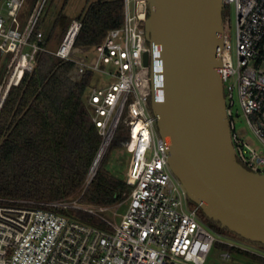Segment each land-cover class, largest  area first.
<instances>
[{
	"label": "built area",
	"instance_id": "built-area-1",
	"mask_svg": "<svg viewBox=\"0 0 264 264\" xmlns=\"http://www.w3.org/2000/svg\"><path fill=\"white\" fill-rule=\"evenodd\" d=\"M123 26L110 30L95 49L93 62L74 61L76 38L82 28L73 20L57 50L42 46V30L31 41L42 18L46 0L37 1L22 26L20 13L26 0H0V51L13 55V73L17 60L25 56L29 67L20 78L10 80L18 85L25 72L33 71L39 51L52 52L75 63V73L87 71L109 76L108 83L90 88L86 106L102 143L92 164L85 188L95 176L117 129L128 130L124 141L130 155L126 184L129 206L120 223L103 216L100 211L71 202H38L0 197V264H205L216 235L229 239L220 242L230 247L239 240L253 247L264 259V248L230 237L210 226L192 207L181 184L168 163V141L154 128L151 79L155 70V43L146 35L147 0H124ZM226 17L222 66L227 114L232 129V142L238 162L248 171L264 176V0H223ZM236 13V62L230 26L231 8ZM30 47L31 51H26ZM149 53V62L144 54ZM1 92V91H0ZM245 119L259 142L255 147L235 132L234 117ZM75 208L99 216L107 229L88 225L60 212ZM103 210V209H101ZM229 255V254H228Z\"/></svg>",
	"mask_w": 264,
	"mask_h": 264
},
{
	"label": "water",
	"instance_id": "water-1",
	"mask_svg": "<svg viewBox=\"0 0 264 264\" xmlns=\"http://www.w3.org/2000/svg\"><path fill=\"white\" fill-rule=\"evenodd\" d=\"M147 3L145 30L156 48L149 108L156 133L169 143L170 170L209 219L264 248V176L236 158L219 69L229 21L223 0Z\"/></svg>",
	"mask_w": 264,
	"mask_h": 264
},
{
	"label": "trees",
	"instance_id": "trees-1",
	"mask_svg": "<svg viewBox=\"0 0 264 264\" xmlns=\"http://www.w3.org/2000/svg\"><path fill=\"white\" fill-rule=\"evenodd\" d=\"M67 1L44 38V48L49 49L55 41L60 44L73 21L64 13ZM77 20L82 22V28L73 53L96 47L110 30L123 26L125 1L87 0ZM42 23L40 19L31 41L42 29ZM6 58L0 51V65ZM94 75L92 71L77 75L74 62L52 52L36 54L33 71L25 72L21 82L10 88L0 110V197L38 202L78 199L94 206H112L127 198L126 178L112 175L103 162L85 188L102 143L86 106ZM126 129L123 125L117 129L114 142L125 141ZM191 206L196 204L191 202ZM59 211L79 222L107 229L99 216L87 211L75 208ZM199 214L215 229L238 237L209 219L200 208ZM257 257L264 263L262 257Z\"/></svg>",
	"mask_w": 264,
	"mask_h": 264
},
{
	"label": "rangeland",
	"instance_id": "rangeland-1",
	"mask_svg": "<svg viewBox=\"0 0 264 264\" xmlns=\"http://www.w3.org/2000/svg\"><path fill=\"white\" fill-rule=\"evenodd\" d=\"M38 0H26L23 11L28 15L37 3ZM42 0H40L41 2ZM87 0H68L67 4L64 9V13L70 18V19H77L79 14L81 13L82 9L84 8ZM96 1V0H91ZM65 0H46L44 11L42 14L43 23L41 26V30L44 32L45 37L49 32V29L51 27L52 22L56 18L58 12L62 8ZM231 20H230V26L232 31V47H233V56H234V62H236V13L234 6H232L231 10ZM227 15V14H226ZM54 42V40H53ZM56 42V41H55ZM52 43V45L49 46V49L51 50H57L59 47V43ZM264 45V42H263ZM26 51H31L30 47H26ZM7 58L3 59L1 65H0V105L2 102V96L4 93V90L7 86V83L9 81V78L11 77L13 73V67L10 68V62L12 61L13 55H4ZM97 57V52L95 47H85L81 50L75 52L72 54L71 58L74 61H84V62H93ZM8 58L9 61H8ZM34 66V64L32 65ZM110 80L109 76H104L101 74L95 73L92 86H96L98 84H106ZM235 132L237 135L247 141L249 144L258 147L259 142L254 137L253 133L249 129L245 119L241 116L236 115L234 117ZM128 136V130L126 129V137ZM103 165L105 170L109 171L112 175L120 178L125 179L127 176V169L129 165V159L130 155L125 150L124 142H112L110 145L105 157H104ZM101 162V163H102ZM100 163V165H101ZM98 166V168L100 167ZM127 193V192H126ZM124 193V195H126ZM78 200V199H77ZM79 204L82 207L91 208L93 210L100 211L103 216L107 217L111 221L115 223H120L122 220V215L126 212L129 202L126 198L123 202H119L112 206H94L85 204L79 201ZM103 209V210H101ZM229 235V234H227ZM219 243L217 242L212 250L210 251L205 264H264L263 262H260L258 259V255H256V251L253 247L247 246L244 243L240 242L239 240H233L232 244L235 245L234 248H226L223 247L221 244H224L229 241L228 238L222 235H216ZM230 237L236 238L235 236ZM220 242H224L221 243ZM229 254V255H228Z\"/></svg>",
	"mask_w": 264,
	"mask_h": 264
},
{
	"label": "bare ground",
	"instance_id": "bare-ground-1",
	"mask_svg": "<svg viewBox=\"0 0 264 264\" xmlns=\"http://www.w3.org/2000/svg\"><path fill=\"white\" fill-rule=\"evenodd\" d=\"M29 65L30 63H29L28 58L25 56H21L16 62L14 73L10 80L15 81L18 78H20L24 72V69L29 67Z\"/></svg>",
	"mask_w": 264,
	"mask_h": 264
},
{
	"label": "crops",
	"instance_id": "crops-1",
	"mask_svg": "<svg viewBox=\"0 0 264 264\" xmlns=\"http://www.w3.org/2000/svg\"><path fill=\"white\" fill-rule=\"evenodd\" d=\"M31 13V12H30ZM30 13H28V15H26V17H25V12L23 11V9H22V11H21V13H20V20H21V24H22V26H25V24H26V22H27V20H28V18H29V15H30Z\"/></svg>",
	"mask_w": 264,
	"mask_h": 264
}]
</instances>
